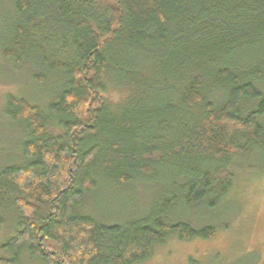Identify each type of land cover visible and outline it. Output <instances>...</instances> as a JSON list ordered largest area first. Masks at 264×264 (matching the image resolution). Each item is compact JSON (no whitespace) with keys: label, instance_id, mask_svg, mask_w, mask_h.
<instances>
[{"label":"trees","instance_id":"trees-1","mask_svg":"<svg viewBox=\"0 0 264 264\" xmlns=\"http://www.w3.org/2000/svg\"><path fill=\"white\" fill-rule=\"evenodd\" d=\"M5 1L17 20L1 56L17 65L36 56L37 84L55 75L64 85L43 105L5 96L3 113L25 136L24 162L0 168V227L14 228L0 264L26 253L41 264H139L170 236L213 239L216 226L171 212L216 208L234 161L257 153L264 162V0ZM139 53L159 68L145 75L151 62L117 60ZM117 70L127 91L158 97L114 112ZM162 169L142 214L105 224L76 211L101 184Z\"/></svg>","mask_w":264,"mask_h":264},{"label":"rangeland","instance_id":"rangeland-1","mask_svg":"<svg viewBox=\"0 0 264 264\" xmlns=\"http://www.w3.org/2000/svg\"><path fill=\"white\" fill-rule=\"evenodd\" d=\"M11 5L0 0V49L6 44L10 28L17 20L13 16ZM134 55L128 58L117 57L121 67H131L144 60L152 65L144 71L145 75L159 68L152 56ZM31 55L24 64L17 65L4 59L0 54V168L24 162L21 156V141L25 132L20 124H15L3 113L4 99L7 94L20 95L40 105L55 100L64 83L56 81L52 75L43 86L37 84L35 74L42 73L38 58ZM116 95L109 92V98L118 104L112 109L118 112L121 107L132 109L135 105H151L158 94L153 92L140 95L137 88L126 90V73L117 70L113 77ZM142 82L137 87L143 89ZM142 86V87H141ZM264 93V81L258 84ZM34 102V103H35ZM41 102V103H40ZM141 102V103H140ZM47 103L44 105L46 106ZM116 104V103H115ZM264 125V115L260 118ZM234 178L227 197L214 209L204 206L187 209L178 207L171 212L176 219L189 221L193 226L212 224L216 226V235L211 240L195 238L190 241L170 236L163 244L157 245L153 255L139 264H264V162L261 154L252 153L234 161ZM148 179H137L130 184L117 186L103 185L91 194H86L78 213L94 217L97 222L110 224L123 222L147 210L151 197L157 191L156 183L168 174V170H159ZM156 186V187H155ZM13 224L0 227V243L12 234ZM22 264H41L32 260L26 253Z\"/></svg>","mask_w":264,"mask_h":264}]
</instances>
